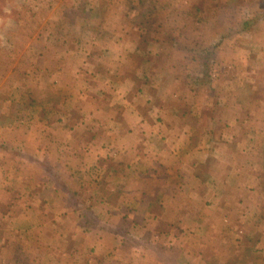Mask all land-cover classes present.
Listing matches in <instances>:
<instances>
[{"label":"crops","instance_id":"crops-1","mask_svg":"<svg viewBox=\"0 0 264 264\" xmlns=\"http://www.w3.org/2000/svg\"><path fill=\"white\" fill-rule=\"evenodd\" d=\"M129 35L63 50L53 101L7 114L0 264H264V38L220 36L205 70L182 47L154 67L167 39Z\"/></svg>","mask_w":264,"mask_h":264},{"label":"rangeland","instance_id":"rangeland-1","mask_svg":"<svg viewBox=\"0 0 264 264\" xmlns=\"http://www.w3.org/2000/svg\"><path fill=\"white\" fill-rule=\"evenodd\" d=\"M90 1L96 7L93 12ZM258 8L255 0H0L1 142L8 139L7 114L19 118L25 112L20 101L28 97L43 101L48 96L46 86L53 68L78 64L73 53L66 60L61 58L63 50L76 52V47L91 48V39L96 35L127 32L130 40L138 41L144 51L151 38L167 39L164 56L150 60L154 67L174 64L175 58L169 53L182 47L187 51L203 50L206 53L203 67L207 70V64L218 58L211 50L220 36L240 34L236 48H243L255 35L264 38V21L255 26H242L246 19L260 16ZM174 38L177 46L172 42ZM92 46L97 49L105 45L97 42ZM134 61L136 65L138 60ZM175 64L187 63L176 61ZM43 67L46 71L40 72ZM156 79L161 80L163 87L166 82L170 83L164 73ZM37 82H40L38 87ZM202 83L209 84V78L203 77ZM9 95L19 103H5ZM206 95L212 98L207 91ZM58 98L59 106L60 95ZM73 102L68 100L67 105ZM4 211L5 207L0 205V213ZM5 224L6 218L0 217V236Z\"/></svg>","mask_w":264,"mask_h":264},{"label":"trees","instance_id":"trees-1","mask_svg":"<svg viewBox=\"0 0 264 264\" xmlns=\"http://www.w3.org/2000/svg\"><path fill=\"white\" fill-rule=\"evenodd\" d=\"M259 3V8H258V12H261L260 16H258L257 18H255L254 20L252 19H246V21H244V23L242 24V26L244 27H248V26H252V25H258L260 24V22L264 21V0H255ZM223 20V19H222ZM46 101V102H45ZM52 99H49V95L44 99L43 103H49L52 102ZM30 104L32 106H36L38 104H40L39 100H31ZM42 104V103H41Z\"/></svg>","mask_w":264,"mask_h":264}]
</instances>
